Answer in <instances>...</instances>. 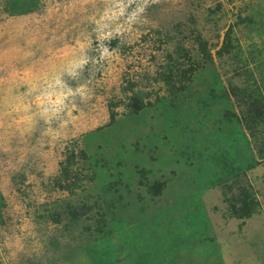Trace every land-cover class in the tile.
Instances as JSON below:
<instances>
[{
  "label": "rangeland",
  "instance_id": "obj_1",
  "mask_svg": "<svg viewBox=\"0 0 264 264\" xmlns=\"http://www.w3.org/2000/svg\"><path fill=\"white\" fill-rule=\"evenodd\" d=\"M263 83L264 0H0V264H264Z\"/></svg>",
  "mask_w": 264,
  "mask_h": 264
},
{
  "label": "trees",
  "instance_id": "obj_2",
  "mask_svg": "<svg viewBox=\"0 0 264 264\" xmlns=\"http://www.w3.org/2000/svg\"><path fill=\"white\" fill-rule=\"evenodd\" d=\"M228 45L229 43L226 42L225 44L224 42L222 48L226 47L227 49ZM200 50L205 59H210V54L205 50L203 44L201 45ZM244 68V73L247 74V79L249 77L247 82L251 83V70L246 69V67ZM241 69L237 71L242 73V71H240ZM246 85L248 84H245L244 86ZM255 85L257 86L250 89H244V86H240L242 89L239 96L241 99L238 103V105L241 106L242 118L240 119V123L248 134L247 136L251 142L252 149L256 151L258 157L264 159V83L263 85ZM220 155H222V153Z\"/></svg>",
  "mask_w": 264,
  "mask_h": 264
}]
</instances>
